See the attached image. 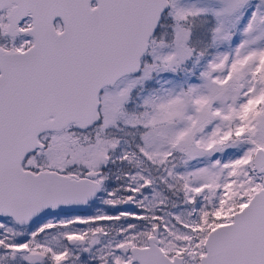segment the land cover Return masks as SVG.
Returning <instances> with one entry per match:
<instances>
[{
	"label": "snow or ice",
	"instance_id": "6c2138e0",
	"mask_svg": "<svg viewBox=\"0 0 264 264\" xmlns=\"http://www.w3.org/2000/svg\"><path fill=\"white\" fill-rule=\"evenodd\" d=\"M0 264H264V0H0Z\"/></svg>",
	"mask_w": 264,
	"mask_h": 264
}]
</instances>
